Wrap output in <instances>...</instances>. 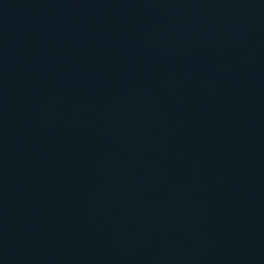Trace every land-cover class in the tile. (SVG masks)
<instances>
[{
	"label": "water",
	"instance_id": "water-1",
	"mask_svg": "<svg viewBox=\"0 0 264 264\" xmlns=\"http://www.w3.org/2000/svg\"><path fill=\"white\" fill-rule=\"evenodd\" d=\"M0 264H264V0H0Z\"/></svg>",
	"mask_w": 264,
	"mask_h": 264
}]
</instances>
